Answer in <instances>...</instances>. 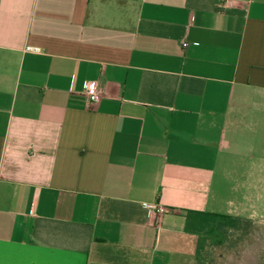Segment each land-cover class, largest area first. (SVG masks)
<instances>
[{"label":"crops","instance_id":"obj_1","mask_svg":"<svg viewBox=\"0 0 264 264\" xmlns=\"http://www.w3.org/2000/svg\"><path fill=\"white\" fill-rule=\"evenodd\" d=\"M263 169L264 0H0V264H198Z\"/></svg>","mask_w":264,"mask_h":264},{"label":"rangeland","instance_id":"obj_2","mask_svg":"<svg viewBox=\"0 0 264 264\" xmlns=\"http://www.w3.org/2000/svg\"><path fill=\"white\" fill-rule=\"evenodd\" d=\"M261 176L264 180V169ZM251 179L244 185L239 184L240 196L244 191L249 198L243 201L245 209L241 215L244 217H237L236 226L226 228L222 236L214 230L212 247L198 264H264V183L254 185ZM222 186L227 193L231 189L229 183ZM224 209L227 210L226 205ZM248 214L251 217H245Z\"/></svg>","mask_w":264,"mask_h":264},{"label":"built area","instance_id":"obj_3","mask_svg":"<svg viewBox=\"0 0 264 264\" xmlns=\"http://www.w3.org/2000/svg\"><path fill=\"white\" fill-rule=\"evenodd\" d=\"M221 1L228 2L229 0H221ZM84 93L87 96V99L90 103H97L101 97V90L99 89L97 82L94 80L86 81L84 86ZM144 205L149 209V211H154L160 215L165 213L166 211L165 207L155 203H144Z\"/></svg>","mask_w":264,"mask_h":264},{"label":"trees","instance_id":"obj_4","mask_svg":"<svg viewBox=\"0 0 264 264\" xmlns=\"http://www.w3.org/2000/svg\"><path fill=\"white\" fill-rule=\"evenodd\" d=\"M238 221L239 219L237 217H232L231 215H222L221 220H219L215 229L217 233L216 235L222 236L221 232H224L228 227H235Z\"/></svg>","mask_w":264,"mask_h":264}]
</instances>
